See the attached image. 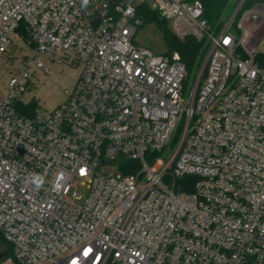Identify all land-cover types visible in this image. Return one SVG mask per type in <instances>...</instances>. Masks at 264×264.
I'll list each match as a JSON object with an SVG mask.
<instances>
[{
    "label": "built area",
    "instance_id": "1",
    "mask_svg": "<svg viewBox=\"0 0 264 264\" xmlns=\"http://www.w3.org/2000/svg\"><path fill=\"white\" fill-rule=\"evenodd\" d=\"M247 1L212 26L200 0H0V54L21 49L0 81L12 264H264V5ZM141 6L203 43L192 80L134 43ZM47 62L79 72L24 116Z\"/></svg>",
    "mask_w": 264,
    "mask_h": 264
},
{
    "label": "rangeland",
    "instance_id": "2",
    "mask_svg": "<svg viewBox=\"0 0 264 264\" xmlns=\"http://www.w3.org/2000/svg\"><path fill=\"white\" fill-rule=\"evenodd\" d=\"M234 1L232 2L229 12L232 11L234 7ZM263 33L264 26L258 30L257 36H261ZM134 43L149 49L152 53L157 55L166 54L168 52L164 32L155 22H142V24L138 27ZM20 50L21 49L16 52V55L20 52ZM26 50L28 51L25 47V51L23 50V52H27ZM258 51L264 53V38L258 47ZM173 54L176 55L177 53ZM20 67L21 63L19 61L15 60V62L11 64L8 60H6V57H3V55L0 54V81L1 79L9 77L12 72L16 71V69ZM46 67L50 74H46L39 70L33 74L28 83L27 92L21 95V100L28 102L36 100L39 103V107L43 111L49 112L64 102V91L66 88H72L75 76H77L79 69H69L65 67L59 69L51 62H47ZM195 70L190 73V80L194 78L196 73ZM186 90L188 91L189 88H186ZM158 167L159 165H156L155 168L157 169ZM107 171L109 173H117L118 169L115 166H108ZM80 193L83 195L84 191ZM77 203L82 204L83 199L78 200ZM1 238L3 239L2 236ZM2 264L12 263L8 259Z\"/></svg>",
    "mask_w": 264,
    "mask_h": 264
},
{
    "label": "trees",
    "instance_id": "3",
    "mask_svg": "<svg viewBox=\"0 0 264 264\" xmlns=\"http://www.w3.org/2000/svg\"><path fill=\"white\" fill-rule=\"evenodd\" d=\"M204 6V17L212 25L217 26L221 19L229 13L230 7L234 0H200ZM255 5H264V0H248L245 8H251ZM139 17L142 22H155L164 32L165 43L168 47L166 54L171 55L177 53L184 62L188 71L191 73L198 66L199 59L203 53V43H199L194 38L180 40L173 35L168 27L167 21L157 11H151L145 6L139 8ZM17 48L3 55L11 64L17 60ZM39 109V103L36 100L30 101L27 104L23 102L17 105V110L20 114L32 117ZM1 238V236H0ZM13 259L11 248L9 247V255L4 260ZM3 261V262H4ZM2 262V263H3ZM14 264H18L13 260ZM0 263V264H2Z\"/></svg>",
    "mask_w": 264,
    "mask_h": 264
},
{
    "label": "water",
    "instance_id": "4",
    "mask_svg": "<svg viewBox=\"0 0 264 264\" xmlns=\"http://www.w3.org/2000/svg\"><path fill=\"white\" fill-rule=\"evenodd\" d=\"M9 255L8 246L0 238V263H2Z\"/></svg>",
    "mask_w": 264,
    "mask_h": 264
},
{
    "label": "clouds",
    "instance_id": "5",
    "mask_svg": "<svg viewBox=\"0 0 264 264\" xmlns=\"http://www.w3.org/2000/svg\"><path fill=\"white\" fill-rule=\"evenodd\" d=\"M85 2H87V0H85ZM41 181L39 179H37V183H40Z\"/></svg>",
    "mask_w": 264,
    "mask_h": 264
}]
</instances>
